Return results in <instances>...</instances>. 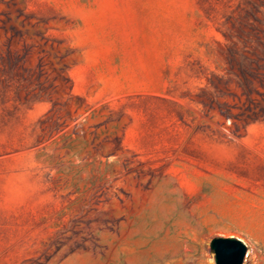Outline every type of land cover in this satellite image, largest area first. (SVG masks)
Instances as JSON below:
<instances>
[{"label": "rangeland", "instance_id": "374dc122", "mask_svg": "<svg viewBox=\"0 0 264 264\" xmlns=\"http://www.w3.org/2000/svg\"><path fill=\"white\" fill-rule=\"evenodd\" d=\"M214 236L264 264V0H0V264Z\"/></svg>", "mask_w": 264, "mask_h": 264}, {"label": "water", "instance_id": "95a60500", "mask_svg": "<svg viewBox=\"0 0 264 264\" xmlns=\"http://www.w3.org/2000/svg\"><path fill=\"white\" fill-rule=\"evenodd\" d=\"M210 246L216 264H243L248 250L247 244L236 236H214Z\"/></svg>", "mask_w": 264, "mask_h": 264}, {"label": "clouds", "instance_id": "9594fccd", "mask_svg": "<svg viewBox=\"0 0 264 264\" xmlns=\"http://www.w3.org/2000/svg\"><path fill=\"white\" fill-rule=\"evenodd\" d=\"M208 264H215L214 258L208 261Z\"/></svg>", "mask_w": 264, "mask_h": 264}]
</instances>
